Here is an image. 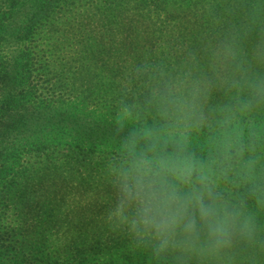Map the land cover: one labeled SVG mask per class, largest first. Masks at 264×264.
<instances>
[{"label": "rangeland", "instance_id": "rangeland-1", "mask_svg": "<svg viewBox=\"0 0 264 264\" xmlns=\"http://www.w3.org/2000/svg\"><path fill=\"white\" fill-rule=\"evenodd\" d=\"M229 36L246 53L264 39V0H0V116H23L0 144L10 153L0 155V264H152L105 220L115 202L103 178L112 116L121 101L142 102L151 80L190 88L207 78L209 125L189 147L208 155L213 110L228 99L213 50ZM20 53L25 61H15ZM239 123L245 144L255 133V151L217 156L231 169L220 187L229 199L248 194L260 243L215 264H264V109Z\"/></svg>", "mask_w": 264, "mask_h": 264}, {"label": "clouds", "instance_id": "clouds-1", "mask_svg": "<svg viewBox=\"0 0 264 264\" xmlns=\"http://www.w3.org/2000/svg\"><path fill=\"white\" fill-rule=\"evenodd\" d=\"M213 57L228 99L213 110L217 135L209 137L206 157L189 146L193 132L209 125L207 78L190 88L172 79L151 80L142 102L121 101L112 116L116 145L103 178L115 202L105 220L148 253L152 264H215L239 245L260 243L246 200L229 199L220 187L231 169L218 167L217 156L226 162L232 154L255 151V133L245 144L239 118L264 109V71L252 68H264V39L246 53L226 37ZM257 163L256 157L244 161L246 181L254 182ZM257 203L264 208V200Z\"/></svg>", "mask_w": 264, "mask_h": 264}, {"label": "trees", "instance_id": "trees-1", "mask_svg": "<svg viewBox=\"0 0 264 264\" xmlns=\"http://www.w3.org/2000/svg\"><path fill=\"white\" fill-rule=\"evenodd\" d=\"M20 60H24L25 61V55L24 53H20L15 61H20ZM23 120V116L22 114H17V113H14V115H9V116H6L5 118L3 116H0V144L3 142V141H9L10 139H12L14 136H15V132H14V129L16 128V126L20 123V121ZM72 130H70L69 133H71ZM261 137H263V135H261ZM99 136L97 137V142L99 140ZM102 139H105L104 138V135L102 137ZM7 148L8 150L12 153L15 148L8 144L7 145ZM189 150L191 152H193L194 154H196L197 156H202L203 154H198V150L195 149V148H190L189 147ZM10 153H7V152H0V155L2 156H6L8 157ZM207 155H205L206 157ZM248 196V194H243L242 197L245 199L246 197ZM259 207V206H258Z\"/></svg>", "mask_w": 264, "mask_h": 264}]
</instances>
